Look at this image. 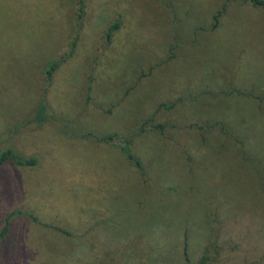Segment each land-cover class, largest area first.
<instances>
[{"label":"rangeland","instance_id":"rangeland-1","mask_svg":"<svg viewBox=\"0 0 264 264\" xmlns=\"http://www.w3.org/2000/svg\"><path fill=\"white\" fill-rule=\"evenodd\" d=\"M6 148L0 264H264V6L0 0Z\"/></svg>","mask_w":264,"mask_h":264},{"label":"trees","instance_id":"trees-1","mask_svg":"<svg viewBox=\"0 0 264 264\" xmlns=\"http://www.w3.org/2000/svg\"><path fill=\"white\" fill-rule=\"evenodd\" d=\"M246 2L251 3L254 6H264V0H244ZM221 13V12H220ZM217 15H215L216 17ZM118 27V22H115L112 26H110L109 31L107 36L109 37L111 32ZM58 63H52L49 65V67L46 69V73L48 77L51 76L52 72L54 71L55 68H57ZM43 109V107H41ZM152 119L149 120L151 122ZM155 128L162 130L163 125L162 124H155ZM114 135H108L105 137H94L95 139L99 141H104V142H111L113 139ZM122 151L128 156L129 159H131L137 167L141 169V163L140 161L131 153L129 149V145H122L120 146ZM6 163H12L18 166H35L37 163V159L35 157H25L18 152H16L12 148H6L4 150L0 151V165L6 164ZM10 231V221L7 218L6 219V224L3 226V228L0 230V240H3L7 237ZM208 260V257H202V259L199 261L198 264H205L206 261Z\"/></svg>","mask_w":264,"mask_h":264}]
</instances>
